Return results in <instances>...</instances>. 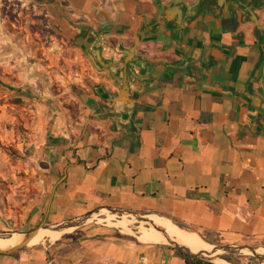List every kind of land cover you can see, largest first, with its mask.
<instances>
[{
	"label": "crops",
	"instance_id": "1",
	"mask_svg": "<svg viewBox=\"0 0 264 264\" xmlns=\"http://www.w3.org/2000/svg\"><path fill=\"white\" fill-rule=\"evenodd\" d=\"M59 1L50 15L92 69L81 118L58 112L34 140L0 119V235L113 208L264 243V53L251 27L206 19L182 33L155 0ZM0 264L185 263L85 227Z\"/></svg>",
	"mask_w": 264,
	"mask_h": 264
},
{
	"label": "rangeland",
	"instance_id": "2",
	"mask_svg": "<svg viewBox=\"0 0 264 264\" xmlns=\"http://www.w3.org/2000/svg\"><path fill=\"white\" fill-rule=\"evenodd\" d=\"M53 4L54 0H0V119L10 121L9 125L17 135L29 133L33 140L41 132L39 127L46 130L55 111L63 112L71 118H81L77 93L84 91L83 85L91 73L84 55L73 49L72 42L55 25L50 15ZM40 122L42 125H39ZM10 151L14 150L10 148ZM123 219L129 222L128 233L117 226V222ZM123 219L103 211L96 213L80 228L107 229L132 241H137L139 225L150 228L136 219ZM74 231L76 229L66 234ZM10 236L0 235V241ZM198 236L214 248L223 249L220 255L227 264L260 262L256 257L244 256L238 249L244 246L256 249L264 247V243L248 237L237 236L232 239L227 235ZM53 243L43 240L33 246Z\"/></svg>",
	"mask_w": 264,
	"mask_h": 264
},
{
	"label": "flooded vegetation",
	"instance_id": "3",
	"mask_svg": "<svg viewBox=\"0 0 264 264\" xmlns=\"http://www.w3.org/2000/svg\"><path fill=\"white\" fill-rule=\"evenodd\" d=\"M152 5L156 15H161L167 9L170 11L168 13L175 14L173 19L167 22L169 31L177 29L184 33L193 25L203 24L206 19L218 21L221 29L229 31L237 30L240 25H249L255 42L264 53V0H155ZM161 18L165 19L163 16ZM130 47L132 52L126 67L132 61L133 48L132 45ZM127 55H119L121 64ZM84 57L88 61L85 55ZM90 70L92 72L91 68ZM261 72L264 77L262 66L260 74Z\"/></svg>",
	"mask_w": 264,
	"mask_h": 264
},
{
	"label": "bare ground",
	"instance_id": "4",
	"mask_svg": "<svg viewBox=\"0 0 264 264\" xmlns=\"http://www.w3.org/2000/svg\"><path fill=\"white\" fill-rule=\"evenodd\" d=\"M148 220L151 221L154 226L161 229L164 232V235H161L151 228H144L142 225H139L137 235V241L139 243L165 245L170 241L185 248L189 253L208 259L214 264H227L224 260L217 258L220 255V251L216 250L212 245L205 243L196 233L180 228L170 220L156 215L148 216ZM128 223L129 222L124 219L122 221L119 220L117 226L128 233L130 232ZM61 234L62 232L51 231L48 229L39 230L29 242L28 246L36 245L43 240L56 242L61 237ZM22 239V235L12 234L10 237L0 241V250L5 251L14 247L18 245ZM242 254L247 257L253 255L257 256L258 259L261 258L259 264H264V247L257 248L254 252L243 250Z\"/></svg>",
	"mask_w": 264,
	"mask_h": 264
},
{
	"label": "water",
	"instance_id": "5",
	"mask_svg": "<svg viewBox=\"0 0 264 264\" xmlns=\"http://www.w3.org/2000/svg\"><path fill=\"white\" fill-rule=\"evenodd\" d=\"M161 5H163V4H161ZM131 52H132V49H130V51L127 53L128 57L125 58V60H123V62H122V64L125 67H126V65H128V62L130 60L129 58H130ZM90 59H91V62L93 64L94 63V59L92 57ZM126 88H127V81H124L122 83L120 89L121 90H126ZM58 115H59V113L55 111V116H58ZM103 211L108 213V214H110V215H112V216H114V217H116V218L123 219V218H126V217H130L132 219H136L139 222H142V223L148 225L151 229L155 230L156 232L160 233L161 235H164V232L161 229H159L156 226H154V224L151 221L148 220V215L147 216H141L139 214L131 213V212H128V211H125V210H122V209L100 208V209H97V210H95V211H93V212H91V213H89V214H87L85 216H82V217H80L78 219L66 221V222H63V223H60V224H57V225H45L44 221H42L39 225H37V227L31 229L30 231H28L26 233L20 234V235L23 236V239L18 245L14 246V247H12V248H10L8 250H5V251L0 250V255H10V254H13V253H15V252L27 247L29 242L33 239V237L38 233L39 230L48 229V230H51V231L62 232V234H61V236H62L64 234L68 233L71 230H75V229H78V228L86 225L87 222H89L91 220V218L96 213H101ZM165 246H168V247L173 248L175 250L187 253V254L191 255L192 257L197 258L199 260L207 261V262L212 263L208 259H204V258H201V257H198V256H196L194 254L189 253L185 248H183V247H181L179 245H176L173 242L168 241V243L165 244ZM215 249L219 250V251L223 250L221 248H215ZM256 249L244 246L243 248H239L238 250H239L240 253H242L243 250H249L251 252H254ZM253 257L257 258V256H254V255H253ZM217 258L218 259H222L221 255H219ZM259 260H261V258H259ZM212 264H214V263H212Z\"/></svg>",
	"mask_w": 264,
	"mask_h": 264
},
{
	"label": "trees",
	"instance_id": "6",
	"mask_svg": "<svg viewBox=\"0 0 264 264\" xmlns=\"http://www.w3.org/2000/svg\"><path fill=\"white\" fill-rule=\"evenodd\" d=\"M175 254L179 256L185 264H212L207 261H202L182 251L175 250Z\"/></svg>",
	"mask_w": 264,
	"mask_h": 264
}]
</instances>
